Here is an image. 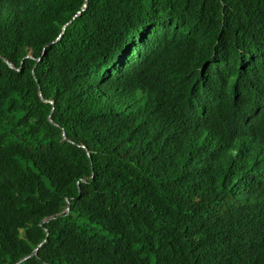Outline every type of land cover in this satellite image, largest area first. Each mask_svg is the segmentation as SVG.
<instances>
[{
    "label": "trees",
    "instance_id": "16d2710c",
    "mask_svg": "<svg viewBox=\"0 0 264 264\" xmlns=\"http://www.w3.org/2000/svg\"><path fill=\"white\" fill-rule=\"evenodd\" d=\"M0 264H264V0H0Z\"/></svg>",
    "mask_w": 264,
    "mask_h": 264
}]
</instances>
